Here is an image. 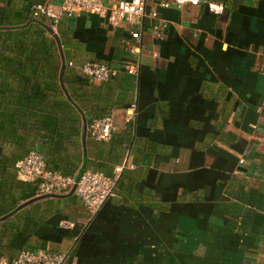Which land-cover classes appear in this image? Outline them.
Returning <instances> with one entry per match:
<instances>
[{
    "label": "crops",
    "instance_id": "1",
    "mask_svg": "<svg viewBox=\"0 0 264 264\" xmlns=\"http://www.w3.org/2000/svg\"><path fill=\"white\" fill-rule=\"evenodd\" d=\"M36 1L60 3L0 0V255L30 249L66 251L63 264H264V0H213L219 14L208 0L163 9L164 38L152 37L146 19L140 43L130 36L138 26L112 27L80 12L60 19V45L47 20L31 17ZM85 61L120 72L97 81L78 72ZM103 115L116 126L108 141L88 129ZM84 122L83 171L110 175L122 165L116 196L94 215L67 192L1 218L39 196L16 176L29 150L78 175Z\"/></svg>",
    "mask_w": 264,
    "mask_h": 264
},
{
    "label": "built area",
    "instance_id": "2",
    "mask_svg": "<svg viewBox=\"0 0 264 264\" xmlns=\"http://www.w3.org/2000/svg\"><path fill=\"white\" fill-rule=\"evenodd\" d=\"M201 1L197 0L193 3L192 0H116L106 3L104 0H60L56 7L36 1L30 7V14L34 19L47 20L53 32H57L60 19L72 17L80 12L96 14L112 27L121 26L125 22L134 24L138 27L130 31V36L140 43L146 19L151 21L149 30L152 37L162 40L165 36L164 30L168 27V21L160 11L171 7L181 8L185 4L197 5ZM212 5L217 7L213 8ZM207 6L209 11L215 14L223 11V6L213 0H208ZM134 50L136 51L137 48ZM68 64L74 65L72 61ZM261 66L264 68V62ZM75 67L81 75L102 82L115 78L120 72L98 61H85ZM122 67L126 73H136L135 66L129 63H124ZM134 113L135 104L131 103L125 120L133 119ZM115 128L111 115L96 117L88 124V129L96 140L108 141ZM129 166L133 167L132 164ZM15 169L20 181L34 183L37 195L63 194L74 187L73 193L79 197L88 213L94 215L108 199L116 196L117 182L123 166H115L110 175L97 169H86L76 179L72 175H66L50 168L43 154L31 149L16 161ZM60 225L72 227L73 223L61 220ZM67 256L66 251L21 249L11 259L0 255V264H63Z\"/></svg>",
    "mask_w": 264,
    "mask_h": 264
},
{
    "label": "water",
    "instance_id": "3",
    "mask_svg": "<svg viewBox=\"0 0 264 264\" xmlns=\"http://www.w3.org/2000/svg\"><path fill=\"white\" fill-rule=\"evenodd\" d=\"M46 27H47L48 31H49L50 33L53 34V36L55 37L56 41H57L58 44L60 45L59 37H58L57 33H56V32H53V31L49 28V26L46 25ZM63 65H64V63H63ZM86 131H87L86 123L84 122V129H83V136H82V143H83V149H84V157H83V162H82V166H81V168H80V171H79L78 175L75 177L76 179L81 175V173H82V171H83V169H84V165H85V159H86V152H85V151H86V150H85V148H86V140H85V138H86ZM73 191H74V187L69 191V193L71 194V193H73ZM58 195H59V194H43V195H39V196L32 197L31 199H29V200L25 201L24 203L18 205L13 211L7 213V215H5L4 217H1V218H5L6 216L11 215V214H12L13 212H15L17 209L21 208L22 206H24V205H26V204H28V203L34 201V200L40 199V198H42V197H47V196H58Z\"/></svg>",
    "mask_w": 264,
    "mask_h": 264
},
{
    "label": "clouds",
    "instance_id": "4",
    "mask_svg": "<svg viewBox=\"0 0 264 264\" xmlns=\"http://www.w3.org/2000/svg\"><path fill=\"white\" fill-rule=\"evenodd\" d=\"M192 2H193V3H196V2H197V0H192ZM211 7H213V8H216L217 6H215V5H212ZM217 10H219V9H217Z\"/></svg>",
    "mask_w": 264,
    "mask_h": 264
}]
</instances>
